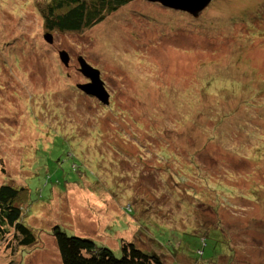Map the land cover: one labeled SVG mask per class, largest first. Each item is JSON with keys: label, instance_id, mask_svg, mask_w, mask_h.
Wrapping results in <instances>:
<instances>
[{"label": "rangeland", "instance_id": "1", "mask_svg": "<svg viewBox=\"0 0 264 264\" xmlns=\"http://www.w3.org/2000/svg\"><path fill=\"white\" fill-rule=\"evenodd\" d=\"M45 1L0 0V185L26 188L27 264H62L55 225L117 257L126 240L164 264H264V82L250 70L264 81V0H211L196 16L131 0L52 43ZM81 60L107 101L77 87L89 82ZM197 67L241 86L186 123L173 99L195 88ZM17 243L1 240L0 264Z\"/></svg>", "mask_w": 264, "mask_h": 264}, {"label": "trees", "instance_id": "2", "mask_svg": "<svg viewBox=\"0 0 264 264\" xmlns=\"http://www.w3.org/2000/svg\"><path fill=\"white\" fill-rule=\"evenodd\" d=\"M128 1L131 0H49L38 6V11L43 16L44 26L49 29L48 32L51 36L50 43H52L53 31L71 34L81 33L92 28L98 22H101L106 16L110 15L111 12L117 10ZM223 5L226 6L222 1L221 6ZM220 7H214L213 10H223L225 13V19L228 12L234 13L229 6H226L228 10L220 9ZM61 51H64V49ZM86 63L91 65L87 61ZM247 63L250 66L249 62ZM208 68L210 67H197L196 70L199 71V75L203 76L198 79L196 83L197 76L195 75V88H188L182 91L183 94L178 93L174 96L173 100H175L179 115L186 123H189L191 120H195L197 124L198 122L201 123L197 114H200V112L203 111L205 107V98L207 96H212L218 99L221 96L226 84L229 85V92L226 100L230 97L234 98L235 96L238 98L237 93L239 92L241 84H229L227 75L224 76L223 73L212 72ZM204 70L205 73H203ZM250 70L254 74L258 75L257 78H259L260 83L264 82L260 79L257 69L253 68V70ZM79 73L81 74L80 71ZM196 73L197 71L195 74ZM86 80L88 79L86 78ZM237 85L238 88L235 87ZM204 89L208 90L207 94H204ZM213 109H215V106L210 111L211 115L214 113ZM215 117L220 121L223 118L225 120V111H216ZM217 124L218 123L215 122L214 127H217ZM32 128L35 132H41L39 123L38 125L33 124ZM247 152L251 153L252 151L247 150ZM218 185L227 184H217L215 189L220 188ZM227 186V189L229 190L226 192L231 193L232 187L230 185ZM24 191H26V188L14 187L10 184L0 185V242L1 240L3 242L6 241L7 237L12 233L15 240H18L17 244L20 246L18 250L21 255L18 256V259H14V256L17 254H13V260H10L8 264H27V249L31 248L30 246L36 242L34 233L24 223V208L22 206L24 196L22 193ZM194 228L195 227H193L191 232H194L195 235L199 237L204 236L203 233H198ZM205 228L210 229L209 231L211 233V228H216V226H214L213 223H210V226ZM51 233L56 238L57 248L61 256L62 264H164L156 254L145 253L138 249L135 244L130 241H122V253L120 257H117L109 247L99 246L90 238L68 235L58 225L51 228ZM18 236L20 238H18ZM224 243H226L229 247L227 240H225ZM227 252L229 253V256L232 257L233 253L230 248ZM20 257L21 259H19ZM217 257L218 256H216V261L218 262ZM186 261H188L187 257H180L178 264H186Z\"/></svg>", "mask_w": 264, "mask_h": 264}, {"label": "water", "instance_id": "3", "mask_svg": "<svg viewBox=\"0 0 264 264\" xmlns=\"http://www.w3.org/2000/svg\"><path fill=\"white\" fill-rule=\"evenodd\" d=\"M150 2H157L161 5L180 10L182 12H187L190 15L196 16L199 12L203 11L206 6L209 5L211 0H147ZM48 40L51 42L50 38ZM60 58L65 61V57H67L66 51L59 52ZM81 60V65L79 67V71L81 74L88 79L89 82L78 85L77 87L82 91L95 95L98 97H104L107 101L108 95L103 91V81L100 79V71L95 67L87 64ZM80 63V60H79Z\"/></svg>", "mask_w": 264, "mask_h": 264}, {"label": "bare ground", "instance_id": "4", "mask_svg": "<svg viewBox=\"0 0 264 264\" xmlns=\"http://www.w3.org/2000/svg\"><path fill=\"white\" fill-rule=\"evenodd\" d=\"M4 1H6V0H4ZM29 128L33 131V133H34V129L33 128H31V126H29ZM27 137H30V135L29 136H27ZM26 137V138H27Z\"/></svg>", "mask_w": 264, "mask_h": 264}]
</instances>
